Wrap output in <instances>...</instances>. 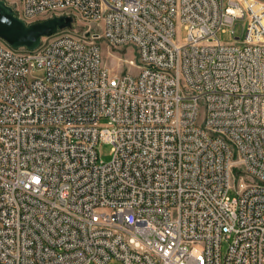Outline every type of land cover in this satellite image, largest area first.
<instances>
[{"label": "built area", "instance_id": "obj_1", "mask_svg": "<svg viewBox=\"0 0 264 264\" xmlns=\"http://www.w3.org/2000/svg\"><path fill=\"white\" fill-rule=\"evenodd\" d=\"M4 1L87 29L1 39L0 264H264V1Z\"/></svg>", "mask_w": 264, "mask_h": 264}, {"label": "water", "instance_id": "obj_2", "mask_svg": "<svg viewBox=\"0 0 264 264\" xmlns=\"http://www.w3.org/2000/svg\"><path fill=\"white\" fill-rule=\"evenodd\" d=\"M72 23V16L59 15L26 24L15 15L9 4L0 0V39L15 48L34 49L39 46L43 36H50L58 29L69 28Z\"/></svg>", "mask_w": 264, "mask_h": 264}, {"label": "rangeland", "instance_id": "obj_3", "mask_svg": "<svg viewBox=\"0 0 264 264\" xmlns=\"http://www.w3.org/2000/svg\"><path fill=\"white\" fill-rule=\"evenodd\" d=\"M11 0H7L8 3H10ZM264 1V0H263ZM234 34L240 36L242 27L241 23L236 24L234 27ZM71 29L76 34H82L86 29L87 26L85 24H81L79 22L73 23L71 26ZM185 37V30L182 26L177 27V33L176 38L178 40H182ZM218 37L222 42H229L232 40V33L231 28H227L224 32H219ZM2 40L0 39V42ZM101 47V59H102V65L109 70V73L111 74H118L121 71H125L128 69L126 60L129 58H133L135 56V53L133 50L128 48H123L122 50H117L115 48L109 47L107 43L104 41L100 42ZM133 72L135 71L134 68L130 69ZM40 74V72H37ZM104 122V120H102ZM98 157L100 160L107 162L112 157V151H111V145L106 142H101L97 147ZM233 191H229V196H234Z\"/></svg>", "mask_w": 264, "mask_h": 264}]
</instances>
